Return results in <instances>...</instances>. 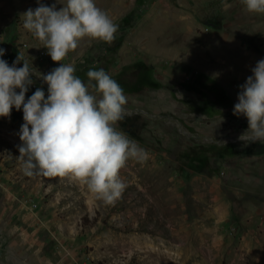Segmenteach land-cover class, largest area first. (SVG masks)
<instances>
[{"label": "rangeland", "instance_id": "1", "mask_svg": "<svg viewBox=\"0 0 264 264\" xmlns=\"http://www.w3.org/2000/svg\"><path fill=\"white\" fill-rule=\"evenodd\" d=\"M39 2L59 10L64 0ZM95 3L118 24L114 41L85 38L61 63L86 84L89 70L114 79L130 66L118 83L127 104L117 128L148 159L128 161L125 191L106 203L71 178L26 175L22 108L0 117V264H264V141H240L248 121L233 114L239 86L264 59V14L242 0ZM37 6L0 0V59L12 66L18 55L47 74L59 63L23 27ZM143 69L158 86H137L148 81ZM31 78L25 100L38 87L47 98V84Z\"/></svg>", "mask_w": 264, "mask_h": 264}, {"label": "clouds", "instance_id": "2", "mask_svg": "<svg viewBox=\"0 0 264 264\" xmlns=\"http://www.w3.org/2000/svg\"><path fill=\"white\" fill-rule=\"evenodd\" d=\"M242 2L248 12L264 14V0ZM37 3L22 14L23 27L59 67L43 74L21 56L12 66L0 59V117L22 108L18 158L26 175L68 177L83 183L96 198L114 203L127 187L121 170L129 160L146 162L148 152L117 128L127 104L117 81L103 69L89 70L86 84L75 75L72 63L61 61L85 38L111 44L119 26L95 0H64L59 10L55 4ZM4 54L0 48V57ZM20 62L23 66L17 68ZM251 71L239 86L233 108L234 115L242 114L248 121L247 131L238 137L245 145L264 141V59ZM33 76L47 84V98L38 87L25 100Z\"/></svg>", "mask_w": 264, "mask_h": 264}, {"label": "bare ground", "instance_id": "3", "mask_svg": "<svg viewBox=\"0 0 264 264\" xmlns=\"http://www.w3.org/2000/svg\"><path fill=\"white\" fill-rule=\"evenodd\" d=\"M177 11V10H176ZM173 12V11H172ZM170 14H172V13H170ZM182 15V14H181ZM170 16V15H169ZM176 16V15H175ZM171 20V19H170ZM177 20V19H176ZM161 21V20H160ZM163 21V20H162ZM161 21V22H162ZM164 21H165V19H164ZM179 21V20H178ZM153 22H154V20H153ZM160 22V23H161ZM180 22V21H179ZM184 22V21H183ZM174 23V22H173ZM167 24V23H166ZM179 24V23H178ZM153 25V24H152ZM152 25H150V27L152 26ZM180 25V24H179ZM160 26V25H159ZM183 28V27H182ZM173 30V29H172ZM171 30V31H172ZM146 32V31H145ZM161 32V31H160ZM163 32V31H162ZM167 32H168V30H167ZM168 33H170V32H168ZM177 33V32H176ZM183 33V32H182ZM165 34H166V32H165ZM173 34V33H172ZM171 34V35H172ZM187 34V33H186ZM191 34V33H190ZM148 36H150V35H148ZM154 36V35H153ZM173 36V35H172ZM192 36V35H191ZM176 37V36H175ZM149 38V37H148ZM154 38V42H156L155 43V47L158 49V50H161V51H163V50H169L170 51V49L169 48H166V46L164 45V41H163V39H162V37H161V35H157V36H154L153 37ZM170 38H171V36H170ZM191 38V37H190ZM217 38V37H216ZM142 39V38H141ZM207 39V38H206ZM138 40V39H137ZM168 40H169V37H168ZM187 40H189V39H186V41ZM214 40V39H213ZM193 41V40H192ZM207 41H209V40H207ZM217 42V41H216ZM182 43V42H181ZM192 43V42H191ZM178 44V43H177ZM150 45V44H149ZM176 45V44H175ZM192 45V44H191ZM190 45V46H191ZM206 45V44H205ZM189 46V45H188ZM238 46L240 47V44H238V45H236V61L237 60H239L240 59V61H241V63H243V62H245V61H243L244 59H245V56L247 57L248 56V54H246L244 51H241V52H237V48H238ZM149 48H150V46H149ZM174 48V47H173ZM193 48H195V47H193ZM242 48V47H241ZM191 49H192V46H191ZM241 50V49H240ZM175 51V50H174ZM191 51V50H190ZM159 52V51H158ZM168 52V51H167ZM180 52V51H179ZM193 52V51H192ZM164 53V52H163ZM169 53V52H168ZM185 53V52H184ZM180 54V53H179ZM242 56H244V58H240V57H242ZM253 60V59H252ZM256 62V61H255Z\"/></svg>", "mask_w": 264, "mask_h": 264}, {"label": "trees", "instance_id": "4", "mask_svg": "<svg viewBox=\"0 0 264 264\" xmlns=\"http://www.w3.org/2000/svg\"><path fill=\"white\" fill-rule=\"evenodd\" d=\"M129 68H130V66H124V67H122L118 71V73L115 75L114 80H116L117 83H123V81L125 80L124 77H126V72L128 71ZM142 73H145L148 76V81L147 82H141V81H139L137 83V86H139V87H142V86L148 87L149 86L150 87L152 85H155V86H158L159 85L158 82L155 79L152 78L150 70L143 69L142 70Z\"/></svg>", "mask_w": 264, "mask_h": 264}]
</instances>
